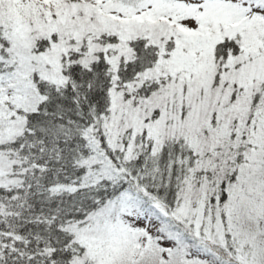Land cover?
<instances>
[{
  "label": "snow or ice",
  "instance_id": "6c2138e0",
  "mask_svg": "<svg viewBox=\"0 0 264 264\" xmlns=\"http://www.w3.org/2000/svg\"><path fill=\"white\" fill-rule=\"evenodd\" d=\"M0 264H264V0H0Z\"/></svg>",
  "mask_w": 264,
  "mask_h": 264
}]
</instances>
